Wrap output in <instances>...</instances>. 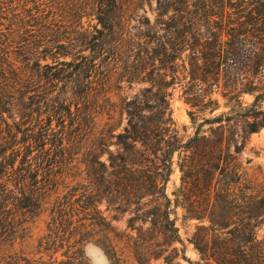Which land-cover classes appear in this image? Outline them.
Listing matches in <instances>:
<instances>
[{"label": "trees", "instance_id": "1", "mask_svg": "<svg viewBox=\"0 0 264 264\" xmlns=\"http://www.w3.org/2000/svg\"><path fill=\"white\" fill-rule=\"evenodd\" d=\"M137 2L94 0L93 12L102 27H95L99 35L83 40L82 46L95 53L104 48L94 42L115 37L116 47L108 53L121 55L123 47L129 57L141 61V66L139 61L126 65L127 80L151 84L126 103L123 131L111 129L108 136L99 130L101 110L88 103L96 55L81 57L86 61L81 65L68 63V68L74 66L69 74L71 95L49 116H57L60 130L43 121L34 123L29 114L19 124L3 118L26 104V93L39 88L33 77L42 67L29 66L31 58L23 67L13 59L10 48L18 43L16 3L0 0V264H91L84 244L98 241L111 251L112 221L125 214L128 228L137 233L128 236L127 246L138 264L153 259L183 264L187 257L177 246L184 243L172 217L174 204L183 208L186 219L198 221L190 239L198 264H264V176L246 177L240 161L251 134L264 128V0H158L162 25L155 46L142 45L121 26L122 13L134 10ZM33 3L36 11L45 10L43 2ZM46 35L42 30L36 37ZM59 41L46 43L55 48ZM186 51L190 67L179 64ZM146 58L153 62L150 71L143 65ZM232 68L238 71L235 78ZM22 78L25 82H19ZM176 84L182 86L195 129L187 140L173 118L170 89ZM247 94L251 102L245 100ZM67 118L70 125L65 124ZM109 137L115 138L116 151L110 150L103 160ZM175 165L181 178L172 199L167 184ZM103 202L115 212L111 220L99 209ZM43 213L49 215L48 230L54 237L38 258H32L15 249L20 226L15 219ZM96 233L107 234L97 239ZM64 246L66 258L58 261L56 253ZM109 257L114 264H126L114 253Z\"/></svg>", "mask_w": 264, "mask_h": 264}, {"label": "rangeland", "instance_id": "2", "mask_svg": "<svg viewBox=\"0 0 264 264\" xmlns=\"http://www.w3.org/2000/svg\"><path fill=\"white\" fill-rule=\"evenodd\" d=\"M39 1L44 3L42 6L43 9H45L44 11H36V4L33 3V0H15L17 12L16 41L18 43L13 44L10 48L13 59H16V62L20 64L21 67L28 62V58H31V60H29V66H36L37 63H40L42 73L35 72L33 77L38 81L37 85L39 88L34 92L26 93V104L23 105L28 106V108L25 109L24 106H16L13 114L4 113L3 118L9 121L10 124H19L21 121H24L22 116L29 114L31 118L33 117L32 120L34 123L43 121L45 124H51L55 131L60 130L62 126L57 116L53 115L50 118L49 116L62 106V99L71 95V92H68L69 87L72 85L69 74L71 71L74 73V66L68 68V63L74 60L81 65L86 62L80 61L82 60L81 57L96 55L98 67L95 76H93L94 90L90 95L88 103L91 105L92 109L96 107V109L101 110L99 116L97 115L99 130L105 131V133L108 131L111 132V129H113V133L123 131L127 124V113L125 111L126 103L135 96L141 95L147 87L151 86L148 81L140 79L132 81L127 80L128 73L126 71V65L129 66L132 62L137 64L139 61V59H137L138 57H129V51L123 47L120 48L123 50L121 55H114L112 51L108 53L110 49H115L117 44L115 42L116 38L114 37L111 39L110 36L105 40V43L102 40L94 42L99 45L102 44L100 47H103L104 50L100 48L99 52H91L90 48L82 46L84 39H87L85 41H89L94 34L99 35V33L95 31L96 26L99 28L102 27L98 22L96 13L93 12L92 3L94 0ZM129 1L130 0H123V2L127 4ZM45 5L49 6L46 7ZM159 7L158 0H138L134 10L132 8L130 10L131 12H125L126 14L122 13L123 18L121 19V26L124 27L125 30H129L131 36H137L142 45L147 46L148 44L155 46L157 43H155L157 32L160 31L162 25L161 18L158 15L160 11ZM24 10L28 12H24ZM29 19L33 21L28 23ZM38 21L46 23V26L42 28L41 25L37 23ZM50 28L51 30H49ZM42 30L43 34L45 33V35H47L44 38L36 37ZM52 30H57V32L54 33ZM24 38H29L30 42L27 41V43L24 44L21 42L19 44L21 41L20 39L24 40ZM57 38H60L59 47H50L49 44L46 43L49 40H56ZM70 43L71 45H69ZM62 44L65 46H60ZM25 50L29 51L24 52ZM68 52L69 54H67ZM187 54L188 51H186L182 57L184 60H179V64L185 62L187 67H190ZM148 60L149 58H146L145 61H143L146 71H150L153 67L151 66L153 62L150 60L149 63ZM230 63L234 64L233 60H230ZM157 64L158 62H156V65ZM138 65L141 66V61H139ZM234 65L229 66L231 68ZM179 70L182 72V77H184L185 73L182 69L179 68ZM231 72L233 78L238 76V71L236 69L232 68ZM147 77L149 79L148 74ZM20 81L25 82V78H22L19 82ZM183 81H186V79ZM22 91H18L16 95L18 97L21 96ZM170 91L172 93L171 102L173 118L177 123L180 135L187 140L194 134L195 130L188 115L190 106L183 98V90L180 84H176L175 88H171ZM213 97H219L220 101L223 102V98L218 93H214ZM245 100L251 102L253 97L247 94L245 95ZM81 102L82 101L79 102L81 105L79 106L82 108L84 103ZM150 103L152 104L153 102L151 101ZM71 109L75 111L76 107L73 105ZM70 122L71 119L67 118L65 124L70 125ZM28 125L29 124H25L22 126L25 128ZM20 137H22L21 132L19 133V138ZM109 138L108 140L111 142L108 147H104V152L101 157L103 160L107 159L110 150L113 152L116 151V145L114 143L115 138ZM48 146L49 145H47L46 148H48ZM77 151H80V155L84 154V149L80 148L77 149ZM240 161L246 177L256 178L264 176V128L259 132L251 134L247 146L241 153ZM180 178V170L178 166L175 165L174 172L167 184V193L172 199H175L174 192L180 184ZM99 209L108 220H111L112 216L115 214V212L107 209L105 202L99 205ZM172 212V217L175 218L177 222V226L180 229V236L184 243L178 242L177 246L183 249V253L187 257V259H182V263L198 264V252L190 241L198 221L186 219L184 217L183 208L175 204L172 206ZM128 217L129 215L125 214L120 216V219L112 221L114 229L108 233L113 239V249L111 251L99 244L98 241L93 240L84 244V253L91 264H114V260L112 261L109 257V254L113 253L116 257L120 256L122 261L126 264H138L130 248L127 246L128 236L137 235L136 231L128 228ZM23 219L27 220L24 224H20ZM15 222L20 225L17 232L18 240L15 249L20 252H25L29 257L38 258L40 256L39 251H43L45 247H48L49 244L47 240L54 237L51 231L48 230V213H43L39 216H35V214H27L26 216L19 215L16 217ZM24 227L27 228L25 229ZM23 234L25 235L24 239H22ZM106 234L107 233H96L93 237L98 239V237L102 236V238H105ZM66 251L67 246L59 249L56 253V259L58 261L65 259L66 257L62 254ZM45 258L48 260L47 256H45ZM149 264L165 263L162 259H153Z\"/></svg>", "mask_w": 264, "mask_h": 264}]
</instances>
